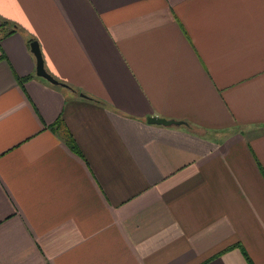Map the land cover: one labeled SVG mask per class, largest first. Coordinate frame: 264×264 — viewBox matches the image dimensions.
Returning a JSON list of instances; mask_svg holds the SVG:
<instances>
[{
    "label": "crops",
    "instance_id": "obj_1",
    "mask_svg": "<svg viewBox=\"0 0 264 264\" xmlns=\"http://www.w3.org/2000/svg\"><path fill=\"white\" fill-rule=\"evenodd\" d=\"M242 248L264 264V0H0V264Z\"/></svg>",
    "mask_w": 264,
    "mask_h": 264
},
{
    "label": "water",
    "instance_id": "obj_2",
    "mask_svg": "<svg viewBox=\"0 0 264 264\" xmlns=\"http://www.w3.org/2000/svg\"><path fill=\"white\" fill-rule=\"evenodd\" d=\"M30 49L33 52L35 59H36V66H35V72L37 75L44 77L46 80L53 84H59L67 86L65 83L59 81L57 78H55L46 68L44 65L43 56L41 53V49L39 46V43L36 39H33L30 41ZM81 95H84L83 93H80ZM147 121L150 123H156V124H162V125H178L181 123H185L183 120L174 119V118H166L158 115H150L147 117Z\"/></svg>",
    "mask_w": 264,
    "mask_h": 264
},
{
    "label": "trees",
    "instance_id": "obj_3",
    "mask_svg": "<svg viewBox=\"0 0 264 264\" xmlns=\"http://www.w3.org/2000/svg\"><path fill=\"white\" fill-rule=\"evenodd\" d=\"M15 28H17V26H14ZM12 30H16V29H12ZM11 30V31H12ZM34 38L32 36H30V38L28 39V41L33 40ZM30 75H27L26 77L28 78ZM25 77V78H26ZM52 127L55 129H58V132L60 133V135L63 137V139L66 141V143L74 150H76L77 152L79 151V148L77 146V143L73 137V135L71 134V132L68 130L67 126L65 125V122L63 121V119L61 117H59L54 123H52ZM244 255L246 256L247 260L249 261L250 264H252L247 252L242 248Z\"/></svg>",
    "mask_w": 264,
    "mask_h": 264
}]
</instances>
